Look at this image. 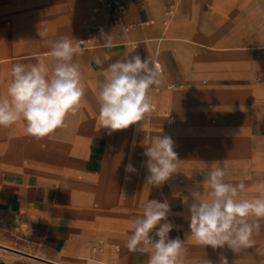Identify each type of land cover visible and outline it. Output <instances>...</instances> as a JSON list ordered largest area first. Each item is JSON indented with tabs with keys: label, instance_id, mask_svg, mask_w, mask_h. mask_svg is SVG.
Here are the masks:
<instances>
[{
	"label": "rangeland",
	"instance_id": "rangeland-1",
	"mask_svg": "<svg viewBox=\"0 0 264 264\" xmlns=\"http://www.w3.org/2000/svg\"><path fill=\"white\" fill-rule=\"evenodd\" d=\"M181 1L182 2L180 4L179 10L171 20L169 30L172 29L174 22L180 17L181 7L185 0ZM165 3L166 0H163L161 12H156V10L149 5L148 0L142 1L141 9H144L141 12L142 17L150 15L157 18V25L155 27L146 28L144 31L145 35L149 37L161 35L159 32L161 31V17L163 16ZM91 7L92 0H0V58L7 56H18L15 59L0 61V96L7 95V87L11 79L10 71L15 63L33 64L43 60L45 66L48 69V74L51 75L56 62L53 58L50 57L49 54H42L43 51H50V48L47 45V41L49 40H57L64 36L70 38L73 37V43H75L76 40L80 41L82 39H91V42L88 43V45H98L96 47H99V44H96V40L94 39L96 34L98 33V29L97 27H95V19L99 15L94 13ZM104 12H109V8H106ZM261 14H264V0H250V3L248 5H239V3L230 1L226 2L222 0H202L197 5L196 10L189 12L186 16L183 17V19L190 31L216 38L219 34L232 31L233 28L231 27V25L235 24L234 21L238 20L242 21L244 19L255 17V23L251 25L249 27L250 29L248 30L243 28L244 31L252 30L253 32H255L264 28V19L261 18ZM106 18H108V15L106 16ZM209 21L213 22L211 24V27H208L207 23H209ZM220 21L221 25H223L222 28L218 26ZM156 27H160L158 29V32L155 30ZM45 29H47L46 34L40 36L39 33L44 32ZM119 29L125 35V38L129 39L128 34H126V32H124L122 28ZM131 33L133 34V31L129 32V34ZM150 39L152 38H143L139 41H135L136 44L134 42L130 45H115L110 49L104 47L98 49H84L82 55L74 57L75 63L81 62L79 66L82 73V84H84V82L88 81L90 78V71L92 69V64L89 61L90 57L99 56L103 61L102 65H99V67L104 68L112 64L116 59L120 58L127 48L132 47L134 49L135 45V49L139 50V53L142 55V57L144 59H150V61L153 63L154 56L149 46L153 43H155V45L157 46L159 43V47H162L164 41L148 42V40ZM122 44L124 43L122 42ZM142 47H147V49H149V53H145L140 50V48ZM253 50L264 53V50ZM207 52H209V49L205 48V46L197 47V53L205 55ZM247 52L248 51H242L243 54H246ZM220 53L224 54L227 57H233L235 54L240 52L239 50H230ZM259 66H261L260 68H264V61L259 63ZM260 78H262L264 81L263 74H261V76L256 74L251 78L252 84L257 85L258 88H262L264 86V82L260 86L255 82L256 79L257 81L261 82L259 80ZM205 80L207 81L206 83H204ZM168 83H172V81L168 80L164 84ZM201 83L206 88L209 87L211 80L208 77L204 76L201 79ZM166 91L174 90H168L164 85V87L161 89V92ZM175 91L177 92V90ZM92 94L94 95L95 93L87 91L82 97L81 114L77 118L75 117L76 119L80 118L82 120H86L88 117L95 114L96 111H98L100 105L98 102H96L95 99H97L98 97L97 95L99 94V90L97 91V95H95V98L92 96ZM258 97L261 98V96ZM153 100L151 102L152 105L155 106V108H153L152 112L148 115L152 116L153 118L160 116L163 119L166 129L168 133H170V135L168 136H170L174 141V151L177 152L178 150L182 149L185 144L179 140L176 132L173 134L171 133L173 132V130L182 127L184 120L181 118L177 110H174V107L168 110V108L161 106L156 100ZM235 102L236 99L233 98V93L231 92L214 93L210 97L209 101L206 103L210 108H222L219 109V111H221L222 121L216 118L217 123L214 125L217 126V128H213L215 132L223 131V129H221V127H223L222 125L224 124L223 122L229 119L231 115L236 113ZM179 105L177 104L176 106ZM186 107L187 105H185V103H182L179 108ZM170 110L176 112L179 116V124L172 125L169 123L167 117H165L164 111ZM207 113H210V111ZM67 117L66 120L68 119ZM77 126L78 124H75V129ZM142 126L143 123L141 121L137 122L136 124L130 125L124 130L123 139L121 141L122 143H124V146H121L117 148V150H115L112 159L113 161L109 160L110 156L107 155L104 161V163H106L103 165V172L97 174L90 173L83 169V161L89 154L88 150H86L87 140L91 136L76 137V131L73 132L72 130L73 124H68V127L64 128V134L67 135H55V153H57V155L61 157V160L64 163L65 169H67V171L73 170V168L82 171L85 179H87L83 182L76 181L75 183L70 184L71 176L69 175L71 174L65 172L64 166H59L57 160L54 161V165H51V167H47L46 165H44L42 168H40L38 166L39 168L36 167V170L35 168L29 166L24 169V165L30 164L32 162L35 151L31 156H12L13 158H15L14 160H16V163H14V165L12 164V166H10V170L8 171L2 168L4 177H7V179L14 178V176L20 174L23 170L24 171L20 176L21 180L32 174H35L38 179L40 178L39 180L41 182L54 185L57 190L60 189L64 191L70 201H78L80 210L82 212L87 211L86 213H94V215L90 214L89 216V214H85L84 216H82L85 222L97 224V227H94V229L90 228L86 231L83 230V232L75 238L74 242L76 245L82 240L87 241L81 246L80 252L79 250L70 251L68 248L61 247L60 249H58V253L60 254L48 255L41 252L38 247L33 244L23 245V248H25L28 252L38 253L48 258L60 260L66 264H87L84 258L88 256L109 261L113 264H127V260H125V257H127V253L125 251V247L123 248V246L127 244L128 239L126 237H123V235L127 234L130 236L132 234V230L130 227L132 220L134 219V217L139 216L142 213L144 205L149 199H155L161 202L167 199L161 192V186L154 187V190L152 191L153 194L151 195V197H148L145 196L146 194L143 192L144 190L142 189V186L139 185V183H141L147 175V169L143 166V162L146 161L147 157L143 155V152L145 148L148 147L150 140L149 136L146 137L140 135L139 127ZM14 127H16V130L19 129V125L17 126V124ZM158 130L161 131V127ZM72 137H76V140H74ZM201 143L205 148L206 156H203L198 152H190L186 156L187 162L183 163V166H179L178 168H190L191 164L205 166L201 167V170L189 172V174L193 175V180L195 181V183L199 185H206L205 182L207 181L208 173L210 172L206 169V166L209 164L210 166L208 167L212 168L215 166V162H218L216 156L213 157L210 155L217 152L223 153L224 151L231 150L232 147L226 144L218 145L216 140L209 139L208 137L203 138L201 140ZM120 145L121 143L119 144V146ZM50 148L51 145H48L45 150H48ZM193 148H196V145H194ZM81 154L83 156H81ZM258 156L256 158L257 164L251 165V170L249 171H239L238 168L240 165L237 166L239 162L235 160V158H237L236 156H227L223 161V164L227 171L225 182L232 184H239L240 182H243L246 186L245 190L239 194L238 198L255 197L258 196L262 191H264V187H262V182H264V157L260 154ZM130 159H133V165L138 170L137 173L125 172V166L131 162ZM108 161H110V166L112 168L111 170L113 171L111 172V176L107 177L106 181L104 179L103 173L105 172V165ZM15 166L17 168H15ZM186 174L187 173L185 171L179 170L162 185L171 187L173 193L172 197H174V199L177 201L173 204L176 208H174V206L171 207L172 214L170 215L171 217L169 216V220L172 221L175 225L172 231L176 230L177 235H179V226H182L184 224H187L188 226V222L186 219V216L188 214L187 204L185 202L186 197L189 196L193 188H191V182L185 178ZM126 175L131 177L130 181L132 183L134 182L136 183V185H138L134 190V196H129L126 192H124L123 180H125ZM63 177H68L66 178V182H68L69 184L65 185L62 182L64 179ZM94 181L106 182L105 187L108 190L106 191L104 202L98 198V194L95 191H92L90 189L91 183H94ZM80 194L84 196H81ZM203 200H207V198H205L204 196ZM70 201L60 203L68 204ZM191 202L192 201L189 198L187 203L190 204ZM177 217H180V219H178ZM260 223L262 225L261 231L259 234H255L253 236V239L255 241L253 247L244 249L239 254L233 253L231 250L227 249V246H225L224 249L216 250H213L211 246L203 247L201 245H198L194 239L186 235L184 239H187L191 244L197 245V249H199L193 252V254L189 255H195L199 258H203L205 256L209 257L211 259H214V264H216V262L218 261L219 255L221 253L228 258L229 264H264V220H261ZM92 238L95 239L91 240ZM69 239L71 240V237H69ZM180 239H183V237H180ZM101 241L103 242V250L93 252L92 247L99 244ZM13 245L15 244L13 243ZM117 247L120 248L118 253L117 250L119 248ZM12 251L19 254H25L24 252L17 250ZM61 251L64 252V254H61ZM131 253H133V251H129V254ZM116 256L118 257L117 260ZM14 257V259L16 260L31 262L34 264H42L37 261L21 257L19 255H14ZM143 258L145 264H148L149 254L145 253L143 255ZM192 264H196V262H193Z\"/></svg>",
	"mask_w": 264,
	"mask_h": 264
},
{
	"label": "crops",
	"instance_id": "crops-1",
	"mask_svg": "<svg viewBox=\"0 0 264 264\" xmlns=\"http://www.w3.org/2000/svg\"><path fill=\"white\" fill-rule=\"evenodd\" d=\"M142 1H131L128 13L120 22L116 20L111 7H106L109 8V12L106 13L104 12L106 8L95 12L93 7L96 1L92 0L91 9L99 15L95 19V27L97 25L101 26L97 28L98 33L94 38L99 47L94 48H103L104 40L101 39V29L105 30V34H110L113 40H116L113 41V46L130 45L143 38L161 37L165 34L172 37H186L201 42L206 46L205 48L209 49V52L205 55L197 53L199 45H194L188 40H166L163 42L161 51L156 57L163 66L162 88L165 85L169 90H177L175 97L179 100L180 105H173V107L184 120L183 126L173 130L171 133L176 132L179 140L185 144L182 149L176 152L178 159L181 160L179 166H183V163L187 162L186 156L190 152H198L206 156L201 140L208 137L209 139L216 140L218 145L226 144L232 147L231 150L224 151L223 153L217 152L210 155L217 157L219 166L225 168L223 161L227 156L233 155L237 157L235 160L239 162L237 166H247H239V171L251 170V165L257 164L256 158L258 154L264 157V97L259 98L255 94L258 86L253 85L251 82L253 75H264V68H260L261 66H259V63L264 61V53L251 49V47H258L264 43V28L255 32L252 30L244 31V29H250L249 27L255 23L254 17L242 21H234L235 24L231 25L232 31L219 34L216 38L194 33L187 28L183 17L189 12L196 10L197 5L202 0H185L181 7V11L183 12L182 17L180 16L174 22L172 29L169 30L173 18L167 20L165 16V10L171 2V0H166L163 16L161 17V31L159 32L161 35L149 37L145 35L144 31L146 28L155 27L157 25V18L150 15L142 17L141 12L144 10L141 9ZM225 1L239 3V5H248L250 3V0ZM148 2L156 12H161L163 0H148ZM179 8L180 4L178 10ZM107 15L108 18H106ZM260 16L264 19V14ZM152 19L155 20L154 23L148 25L142 24ZM212 23L209 21L207 23L208 27H211ZM124 25L132 26L126 31ZM218 26L222 28L221 21ZM119 28H122L128 34L129 39L125 38V35ZM159 28L156 27L155 30L158 32ZM131 31H133V34H129ZM90 42L91 39L80 40L83 49H94L93 45H88ZM152 46L155 48V43ZM223 47H232L233 50H239L240 53L235 54L233 57H227L220 53L226 52ZM135 48V45L134 49L132 47L127 48L123 55L113 63L123 60L127 55L129 57L139 55L144 60L139 50ZM242 51L248 52L243 54ZM89 61L92 64L90 78L83 85L85 93L87 91L94 92L95 94H92V96L95 98L97 91L100 89V81L103 80V75L109 65L100 68L93 62V57H90ZM76 63L81 64V62ZM204 76L211 80L209 87L206 88L201 83V79ZM168 80L176 84L174 88H168V85L172 83L164 84ZM259 80L261 82L257 81V79L255 82L260 86L264 81L262 78ZM206 82L205 80L204 83ZM219 92L233 93V98L236 99V113L223 122V127H221L223 131L215 132L213 128H217L214 125L217 123L216 118L222 121L221 111H219L222 108H210L206 103L214 93ZM95 100L98 102L97 99ZM157 102L159 103V101ZM182 103H185L187 107L179 108ZM81 106L82 103L80 102L74 115L69 114L66 120L68 124L75 125L80 123L81 119L76 118L81 114ZM209 111L210 113H207ZM169 112L175 114L178 118L177 123L172 125L179 124L180 118L177 113L174 111ZM16 124L17 126L19 125V129L17 130L14 127ZM14 126L0 127V264H12L16 261L14 255L17 254L12 250L26 252L27 250L22 247L23 245H36L41 252L48 255L60 254L58 253V249L61 247L68 248L70 251L79 250L80 252L81 246L87 241L82 240L76 245L74 242L75 237L79 236L83 230L86 231L97 227V224L87 223L83 219L85 214H89L90 216V214L94 215V213L82 212L78 201H70L64 191L57 190L54 185L41 182L35 174L23 180L20 179V176L24 170L14 176V178L7 179V177L3 176L2 168H9L3 157L8 155L31 156L35 150H38L33 141L36 137L26 132V123L22 120L16 122ZM100 130L106 131V129H101V127ZM64 133V128L56 129L53 133L45 136V138L54 140L57 134L67 135ZM73 139L76 140V137ZM113 144V140L107 134L101 132L92 134L87 140L86 150H88L89 154L83 161V169L90 173H102L104 161L110 150L113 149ZM194 145H196V148H193ZM42 150H45V148ZM208 166L210 165L208 164L206 169L211 171L212 168ZM201 167L205 166L191 164L190 168H178L177 171H185L187 173L185 178L191 182V188L195 190L199 186V190L202 192L201 198L204 199L205 196L209 200L208 192L210 189L207 185L195 183L193 175L189 174V172L201 170ZM68 201H70L68 204L60 203ZM17 216L22 217L29 223H33L37 219L38 223L35 225V231L26 233L14 230L11 223ZM176 232V230L171 231L169 233L170 238L179 236ZM69 237H71V240ZM123 237L129 239L130 236L124 234ZM184 238L182 240L184 241V247L187 249V254L181 255L179 258L180 264H192L200 258L189 254H193V252L199 249H197V245L189 243ZM93 239L95 238L91 240ZM124 247L127 253V264H145L144 254L140 252L129 254L130 250L126 245ZM119 250L120 248L117 250V253ZM207 258L212 261L214 260L209 257Z\"/></svg>",
	"mask_w": 264,
	"mask_h": 264
},
{
	"label": "clouds",
	"instance_id": "clouds-1",
	"mask_svg": "<svg viewBox=\"0 0 264 264\" xmlns=\"http://www.w3.org/2000/svg\"><path fill=\"white\" fill-rule=\"evenodd\" d=\"M39 33L40 36L46 34ZM73 37H61L47 41L50 57L55 66L48 74L43 60L38 63H15L10 71L7 95L0 96V127H10L18 121L26 123V132L36 138L45 137L56 129L67 128L66 117L74 114L85 94L82 73L74 57L83 54L80 41L73 43ZM104 48L113 47V38L101 29ZM96 65H102L99 56L93 57ZM163 83V75L158 66L148 58L127 55L108 66L97 101L100 105L99 124L101 129L112 132L126 129L141 122L153 109L151 90ZM171 87V85H169ZM143 155L147 157L143 166L147 169V185L160 187L177 173L181 160L174 151V141L168 135H158ZM130 162L126 173H137ZM227 171L215 162L205 182L210 189L209 200H203L199 186L186 197L188 237L203 247L213 250L227 249L239 254L252 248L253 236L261 231L264 220V191L251 198H238L245 190V184L225 182ZM131 177L126 175L125 180ZM264 187V182H262ZM191 199V203L187 201ZM172 214L167 200H148L139 216L131 222L132 234L127 248L133 252L149 254L148 264H180L182 254H187L184 241L180 237L170 238L175 227L169 220ZM196 264H214L206 256ZM216 264H229L222 253Z\"/></svg>",
	"mask_w": 264,
	"mask_h": 264
},
{
	"label": "bare ground",
	"instance_id": "bare-ground-1",
	"mask_svg": "<svg viewBox=\"0 0 264 264\" xmlns=\"http://www.w3.org/2000/svg\"><path fill=\"white\" fill-rule=\"evenodd\" d=\"M225 1V0H224ZM182 2V1H181ZM180 2V4H181ZM183 15V12L181 11L180 13V16L182 17ZM166 40H188L189 42L193 43L194 45H199V46H204L201 42H198V41H195V40H192V39H189V38H186V37H172L171 35H168V34H165L161 37H155V38H152L150 40H148V42H153V41H166ZM134 43V42H133ZM136 44V42H135ZM98 45H93V48L96 47ZM150 49L151 51L153 52V59L155 60L156 57H157V54L160 53L161 51V47H159V43L158 45L154 48L152 46V44H150ZM206 47V46H205ZM224 50H233L232 47H223ZM251 49H259V50H264V43L261 45V46H258V47H251ZM140 50H142L143 52L145 53H149V49H147V47H142L140 48ZM141 51V52H142ZM50 51H43L42 54H49ZM41 55V54H40ZM18 56H7V57H3V58H0V61H6V60H11V59H15L17 58ZM169 90V89H168ZM177 92L174 90V91H166V92H161L160 91H155V90H151L150 92V95L152 97V100H156V101H159V104H161V106L165 107V108H168L171 109L173 108V105H179V100L176 99L175 97V94ZM255 94L257 96H261V97H264V86L262 88H257ZM153 100V101H154ZM158 108V107H157ZM99 109H100V106H99ZM99 109L98 111H96L95 114L91 115L90 117H88L86 120H80V123L78 124V126L76 127L75 129V125L73 124V127H72V130L73 132L76 131V137L77 136H92V134L94 133H97V132H101V133H104V134H108V130L106 131H101L100 130V124H99ZM164 110V108H163ZM171 111V110H170ZM143 123V126L142 127H139V131H140V135L142 136H149V144H151V142L154 140V138H156L158 135H170V133H168L166 127H165V123L163 121V119L159 116V117H155L153 118L152 116H149L148 114L145 116V119L142 121ZM161 127V131L158 130L159 128ZM75 129V130H74ZM124 130L125 129H121V130H117V131H114L112 132L109 136L111 137V139L113 140L114 142V146H113V149L110 150V153L108 154L110 156L109 160H112L113 159V155H114V152L115 150H117V148L119 147H123L124 143H122V139H123V134H124ZM97 137V136H96ZM106 137V136H105ZM108 137V136H107ZM177 137V136H176ZM34 145L37 147L38 150H35V154H34V158L32 160V162L30 164H27V165H24L23 168L26 169L27 167L31 166L32 168H35L36 167H40L42 168L44 165H46L47 167H51V165H54V161L57 160L58 162V165L60 166H64V163L62 162L61 160V157H59L57 155V153H55V150H54V146H55V141L54 140H50V139H47L45 137L43 138H34ZM121 143V145L119 146V144ZM48 145H51V148L48 149V150H42L43 148H47ZM234 145V144H233ZM5 146V145H4ZM6 148V147H5ZM4 152V151H3ZM259 155V154H258ZM13 155H8L6 156L7 158L3 157L4 160L6 161V163L8 164L9 168H4V170L8 171L10 170V166H12V164L14 165V163H16V160H14L15 158L12 157ZM81 156H83L81 154ZM108 156V157H109ZM259 157V156H258ZM261 157V156H260ZM84 158V157H83ZM253 158V157H252ZM2 159V158H1ZM147 159V158H146ZM113 161V160H112ZM131 163L133 164V159H130ZM106 163V162H105ZM104 163V164H105ZM110 161L107 162V164L105 165V172L103 173L104 175V179L107 181V177L108 176H111V172L113 170H111V166H110ZM115 165V164H114ZM38 167V168H39ZM61 167V168H62ZM15 168H17L15 166ZM68 168V167H67ZM37 170V169H36ZM49 170V169H48ZM64 170L65 172H68V174H71L69 176L70 177V180H71V183H75L76 181H80V182H83L84 180H87L85 179V176L82 174V171L80 170H76L73 168V170H69L67 171V169H65V166H64ZM45 172V171H44ZM46 174V173H45ZM45 174H44V177H45ZM50 175V173H49ZM42 177V175H41ZM47 177V176H46ZM58 177V176H57ZM48 178V177H47ZM63 181L61 179V181L66 185V184H69L67 181L66 178L68 177H63ZM40 179V178H39ZM45 179V178H44ZM51 179V178H50ZM113 179V178H112ZM125 181V182H124ZM91 183V182H89ZM105 184L106 182H95L94 183H91V187L90 189L92 191H95L97 194H98V198L100 200H102L104 202L105 200V194H106V191L108 190L106 187H105ZM123 184H124V192L127 193V195L129 196H134V190L137 188L138 185H136V183H132L130 180H123ZM131 184V185H129ZM136 185V186H134ZM140 186H142V189L144 190L143 192L146 194L145 196H148V197H151V195L153 194L152 191L154 190V187L155 186H150V185H147L146 182H145V178L142 180L141 183H139ZM111 189V188H110ZM160 189V188H159ZM114 191V190H113ZM123 192V193H124ZM161 192L163 194L164 197H166L167 201L169 202L170 204V207H173L174 203L177 202L174 197H172V189L171 187L165 185V186H161ZM183 192V191H182ZM158 193V192H157ZM83 194V193H81ZM80 194V195H81ZM110 194V192H109ZM113 194V193H112ZM79 195V196H80ZM114 195V194H113ZM157 195V194H156ZM81 196H84V195H81ZM80 196V197H81ZM97 196V195H95ZM123 196V195H122ZM89 197V196H88ZM114 197V196H113ZM119 197V196H118ZM172 197V198H171ZM82 198V197H81ZM97 198V199H98ZM80 199V198H79ZM86 199V198H85ZM123 199V198H122ZM182 199V198H181ZM150 200V199H149ZM110 201V200H109ZM108 201V202H109ZM100 202V201H99ZM113 202V201H112ZM106 203V202H105ZM174 208H176L174 206ZM84 209V208H83ZM176 210V209H175ZM85 211V210H84ZM182 211V210H180ZM87 212V211H86ZM85 212V213H86ZM174 212V211H173ZM176 212V211H175ZM178 214V213H177ZM183 214V213H182ZM175 216H176V213H175ZM171 217V216H170ZM183 217V215H182ZM178 219H180V217H177ZM174 221V219H173ZM180 222V221H179ZM176 224V223H175ZM100 227V226H99ZM178 227V226H177ZM94 229V228H93ZM178 229V228H177ZM94 231V230H93ZM92 232V231H91ZM95 232V231H94ZM98 233V232H97ZM104 233V232H103ZM102 233V234H103ZM177 233V232H176ZM186 234H190L189 233V228L187 226V224H184L182 226H179V236L181 237H185ZM18 236V235H17ZM76 238V237H75ZM23 239V238H22ZM25 240V239H24ZM182 240V239H181ZM30 241V240H29ZM191 245V244H190ZM21 251V250H20ZM25 254H19V253H16L17 255L21 256V257H24V258H27V259H31V260H34V261H37L39 263H42V264H66L60 260H57V259H53V258H48L44 255H40L38 253H31V252H24ZM64 254V252L61 251V254ZM79 257V256H78ZM187 257H190V256H187ZM117 256H116V260H117ZM126 258V257H125ZM66 259V258H65ZM75 259V258H74ZM85 261L87 262V264H113V263H110L109 261H105V260H101V259H97V258H94L92 256H88V257H85L84 258ZM46 260V261H44ZM126 260V259H125ZM48 261V262H47ZM125 263V262H124Z\"/></svg>",
	"mask_w": 264,
	"mask_h": 264
},
{
	"label": "built area",
	"instance_id": "built-area-1",
	"mask_svg": "<svg viewBox=\"0 0 264 264\" xmlns=\"http://www.w3.org/2000/svg\"><path fill=\"white\" fill-rule=\"evenodd\" d=\"M95 1H96V3L93 7V10L95 12L100 11L106 7H111L114 11L115 16H116V20L121 22L123 17L128 13L129 4L133 0H95ZM180 1L181 0H171L170 4L168 5V7L165 10V16H166L167 20L173 18L176 15ZM154 22H155V20L152 19L149 21H145L142 24L148 25V24H152ZM131 26L132 25H124V28L126 31H128ZM96 27L100 28L101 26L97 25ZM153 64L158 66L159 69L161 70V72L163 73V66L158 59H155ZM170 85H171V87H169V85H168V88H174L176 84L172 83ZM161 89H162V85L159 87L153 88V90H155V91H160ZM153 108H155V106H153ZM164 115H165V117H167V119L169 120V122L171 124L177 123L178 118L175 114H173L169 111H164ZM37 223H38L37 219H35L33 221V223H29L28 221H26L22 217L17 216L11 224H12L13 229L16 230L17 232L24 231L26 233H32L35 231V225ZM102 244H103V242L101 241L99 244L94 245L92 247V250L94 252H96L98 250L101 251L103 249ZM117 248H119V247H117ZM12 264H34V263L16 260Z\"/></svg>",
	"mask_w": 264,
	"mask_h": 264
}]
</instances>
